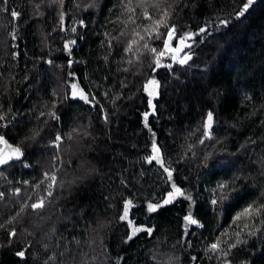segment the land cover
I'll list each match as a JSON object with an SVG mask.
<instances>
[{
    "label": "trees",
    "instance_id": "1",
    "mask_svg": "<svg viewBox=\"0 0 264 264\" xmlns=\"http://www.w3.org/2000/svg\"><path fill=\"white\" fill-rule=\"evenodd\" d=\"M247 2L148 6L153 21L168 11L175 46L196 34L187 63L165 53L157 67L143 45L163 50L165 37L149 39L128 0H0V117L16 115L0 133L23 153L0 170V264H264V211L235 219L264 205V0ZM173 185L183 195L165 204Z\"/></svg>",
    "mask_w": 264,
    "mask_h": 264
},
{
    "label": "snow or ice",
    "instance_id": "2",
    "mask_svg": "<svg viewBox=\"0 0 264 264\" xmlns=\"http://www.w3.org/2000/svg\"><path fill=\"white\" fill-rule=\"evenodd\" d=\"M6 2V0H5ZM60 2L62 3V0H60ZM252 0H248V2L244 5V10L247 9L248 5L251 4ZM161 4H162V0H138L137 4L135 5V7H132V0H128V3L125 5L126 7V10L130 13H132L133 15L135 14V8H141L143 9V17L144 19L150 21L151 23L148 25V26H145L144 28V33L148 35V38L149 39H161L162 35L165 37L163 39V50H158L156 48H148V44L145 42L143 47L148 49L152 54L155 55V64L156 66H160V59L162 57L165 56V53L166 52H169V53H173L174 55H172V60L175 61L177 60V54L181 53L183 51V48H190L191 45L187 44V40L189 39H192V37L196 34H193V33H185L183 36H181L179 38V46L177 47H171V42L173 39H175V33H176V25L175 24H172V25H169L168 22H167V18L169 16V13L166 9H162L161 10V16L160 18L156 19L153 21V18L151 15L148 14L147 12V7L148 6H151L152 8L154 9H161ZM5 11H7V9H5ZM11 15L13 18H17L19 16V13L16 12L15 10H12L11 11ZM238 15H243V12L241 11L240 13H238ZM130 19H132V17L130 16ZM61 21H63V14H61ZM132 22L135 23V19H132ZM222 24H226L227 21H221ZM161 27H164L167 29V32L166 33H160L159 29ZM72 31H76L75 28L72 29ZM201 33L203 32H206L207 29L206 28H201L199 30ZM13 35V38L15 39V35ZM135 35L136 36H139V39L140 40H145V36L144 35H141L139 32H135ZM70 43H75L74 41H71V42H68L65 44V48L66 49H69L70 47ZM138 42L137 40L133 39L129 45H128V48L125 49V51H131L132 50V46L133 45H136ZM191 59V55L190 53H185V55L179 59V63L180 64H185L187 63V61ZM131 63V61H130ZM149 83L151 84H155L156 82L155 81H149ZM72 95L75 97L77 95L80 96L81 99H84L85 101H87V97L83 94V92H77V85L76 84H72ZM145 91H148L147 89V86H145ZM149 95H151V93H149ZM149 104L151 105L152 104V101L149 100ZM53 116L55 115L54 113L52 114ZM105 119H107V117H105ZM145 119H147V114H145ZM212 121H213V114L211 112L208 113L207 115V120L205 122V132H204V135H205V138H208L210 139L211 138V135H210V132L208 131V129L211 128V124H212ZM60 137L58 136L56 138L57 142L60 141ZM0 142H3V143H6V141L3 140V137H0ZM201 143H203V140H201ZM13 152L15 153H20V149L19 148H16V149H13L12 150ZM152 152H153V155L151 157L148 158L149 162L155 160L157 163H161L162 164V161L160 159V156H159V148L156 146L155 143H153V146H152ZM12 159V156L9 155L7 158H5V156L3 154H0V165H4V164H7L9 160ZM165 172L168 173V177L169 179L171 178V171L167 168L164 169ZM45 179H49L51 181V183L49 184V187H52V184H54L56 182V176L53 174L51 176H49L47 173H45ZM220 189H224L226 187V185L224 184H220L218 186ZM173 188L175 189V191L173 193H169V199H166L164 201L165 204L167 203H170L171 202V199L172 197L175 195V194H180V195H183V193L180 192V189L176 188L175 185H173ZM17 193L19 192V189L16 190ZM49 195H51V192H49ZM0 196H3V193H0ZM223 198V197H222ZM190 199V197H189ZM218 201L216 199H213L212 200V203L213 204H216ZM131 202H127L125 204V210H124V214L120 217L122 220L123 219H126L127 216H128V206ZM44 206V201L43 199L39 200L38 202L36 203H33L31 205V207L35 210V209H38V208H42ZM158 206L157 205H153V204H149L148 205V210L150 212L152 211H155L156 208ZM262 211H264V205L260 206V207H254L253 205H249L247 208L244 209V211L240 214L237 215V217L235 218L237 221L240 220L242 217H249V218H252L253 217V214L255 215H259ZM185 221H186V224H197L198 221L195 220L191 215H186L184 217ZM131 223V222H130ZM0 227H2V225H0ZM244 227H248L247 224L244 225ZM147 231L149 234H151L152 232V229H140V228H136V227H133L132 229V234L135 235L136 232L138 231ZM11 235H15V232H12L10 233ZM237 236H239V233H236ZM132 237L129 236V239H131ZM239 241H237L238 243ZM231 247H235V244L231 245ZM210 251H213V252H216V251H219V244L218 243H213L211 246H210ZM17 255L19 256H23L24 253L23 252H19L17 253ZM223 255L226 257L228 255L227 252L223 253Z\"/></svg>",
    "mask_w": 264,
    "mask_h": 264
},
{
    "label": "water",
    "instance_id": "3",
    "mask_svg": "<svg viewBox=\"0 0 264 264\" xmlns=\"http://www.w3.org/2000/svg\"><path fill=\"white\" fill-rule=\"evenodd\" d=\"M189 40H190V39H189ZM189 40H187V44H188V41H189ZM177 46H179V40L177 41L175 47H177ZM184 50H185V48H183V51H182L181 53L177 54V56H180V55L184 52ZM173 55H174V54H173ZM81 91L83 92V94H84V95L87 97V99H88V94H87V92H86L84 89H82V88H78V89H77V92H78V93L81 92ZM71 97H72V94H71ZM72 98H73L74 100L85 101L84 99H81L79 95H77V96H75V97L73 96ZM154 110H155V107L152 105V106H151V110L149 111V113H148L147 115L149 116V115H151L152 113H154ZM0 137H3V140L6 141V143L0 142V154H3V155L5 156V158H7L9 155L12 156V159L9 160L7 164L0 165V170H1V169H3L4 167L8 166L9 164H11V163H13V162H19V161H21V160L23 159V153H22V151H21V149H20L19 146L12 144V143H11L6 137H4L1 133H0ZM16 148H19V149H20V153L17 154V153H15V152L12 151L13 149H16ZM159 164H161V163H159Z\"/></svg>",
    "mask_w": 264,
    "mask_h": 264
},
{
    "label": "rangeland",
    "instance_id": "4",
    "mask_svg": "<svg viewBox=\"0 0 264 264\" xmlns=\"http://www.w3.org/2000/svg\"><path fill=\"white\" fill-rule=\"evenodd\" d=\"M65 27H63V25H62V27H61V29L63 30ZM175 37H176V33H175ZM174 43H175V39H173L172 40V42H171V47H175V45H174ZM166 53H169V52H166ZM169 54H171V57H172V55H173V53H169ZM185 54H181L180 56H177V60H175V61H173L172 60V62H178L179 63V59L180 58H182L183 56H184ZM172 59V58H171ZM79 87H77V89H78ZM44 115V114H43ZM15 118H16V115L15 114H13V115H11V116H9V117H7V116H1L0 117V125H2V123L3 122H5L6 123V127L10 124V121H14L15 120ZM56 118H58V116L57 115H55L54 116V119H56ZM60 137L61 139H60V141L59 142H57V140H56V138L57 137ZM64 138H63V136L61 135V134H58L56 137H55V139H54V141L52 142V145H53V147H54V149H55V152H56V154H57V156H58V158H59V160L61 161V154H60V151H61V149H62V144H63V140ZM27 166V168L29 167V165H26ZM54 174V173H53ZM52 174V175H53ZM51 176V175H50ZM35 188V187H34Z\"/></svg>",
    "mask_w": 264,
    "mask_h": 264
},
{
    "label": "built area",
    "instance_id": "5",
    "mask_svg": "<svg viewBox=\"0 0 264 264\" xmlns=\"http://www.w3.org/2000/svg\"><path fill=\"white\" fill-rule=\"evenodd\" d=\"M0 127H2V128H6V123L3 122L2 125H0ZM1 197H3V196H1Z\"/></svg>",
    "mask_w": 264,
    "mask_h": 264
}]
</instances>
